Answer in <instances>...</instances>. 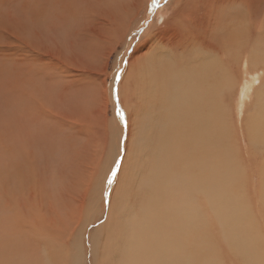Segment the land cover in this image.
Wrapping results in <instances>:
<instances>
[{
  "label": "rangeland",
  "instance_id": "1",
  "mask_svg": "<svg viewBox=\"0 0 264 264\" xmlns=\"http://www.w3.org/2000/svg\"><path fill=\"white\" fill-rule=\"evenodd\" d=\"M18 1L0 0V27L7 23V28H14V37H0V75L3 73L1 70L5 71L4 77L7 75V80L3 75L0 77V152L5 151L7 155L4 153L3 157L0 153V157L4 159L0 158V264H163L165 260L169 262L168 251L175 255L181 252L188 254L190 262H184L186 264H246V261L250 264L254 261L251 254L259 257L257 264H264V128L256 121L255 86L246 90L244 97L240 98L241 87L235 79L230 78L232 88L223 96V104L227 110L226 118L222 125L206 126L207 129L220 128V131L209 133V138L211 136L216 141L214 153L209 150L213 164H208L207 167L209 170L212 167V184H218L222 189L220 188L221 194L218 193L221 199H218L217 207L212 204L211 212H208L203 193H198L196 199H192V206L199 215L198 225L201 224L199 238L191 242L190 235L184 231L187 222V219H183L184 211L163 214L150 212L151 215L142 213L143 202L147 204V195L142 192L149 184L151 189V184L158 174V179L155 180H169V169L177 164L168 160L166 151L162 160L161 149L167 150L166 140L173 139V135L166 136L160 131L164 129L166 133L180 132L181 143L185 139L187 122L196 125L190 134L197 136L199 119L188 117L187 120L174 122L171 127L161 125L159 129V119L163 117V113H159V116V104L153 103L157 102V99L154 95L148 97L147 91L150 89L146 88L148 86H144L145 84L128 86V78L123 80L125 99L121 97L120 102L130 106L129 111H125L131 117H118L115 86L122 80L121 75L126 76L131 70L127 68L126 61L129 55L134 53V47L143 37H154L153 32L155 33L163 21L171 16V11L166 10L168 5L176 0H142L133 13L135 17L130 20L129 30L125 31V27L120 23V30L116 27L117 31L111 34L113 36L106 38L102 37V34L105 35L107 29L114 26V22L112 18L106 20V10L99 11L96 13V16L99 14L98 18L89 16L91 22L87 21L84 25L87 29L81 30L83 37H76V49L70 46L74 28L67 29V23L75 25L78 18H70L67 10L72 9L77 15L81 0H73L72 4L71 0H26L27 6L25 3L22 6ZM6 2L9 4L6 5ZM67 2L70 3L68 7ZM30 3L31 5H28ZM254 5L255 10L259 11L250 22L252 25V22L259 23L264 33V3L254 0ZM227 9V15L220 13L222 16H219L221 23L218 22L217 29L221 32L218 34V30L214 29L216 32H213L212 36L217 34V37H221L226 33L223 29L226 25L232 34L245 36V27L240 32L234 30L235 19L232 13L235 8L229 3ZM240 9L247 16L244 4ZM212 20L216 22L213 18ZM222 21L224 27L221 26ZM13 22L17 27L13 26ZM178 22L179 20H176L175 23ZM246 26H249L248 23ZM122 28L125 35L120 38ZM193 28L194 25H191L188 33H192ZM151 29H154L153 32ZM44 31L49 36L46 37ZM38 34L42 35L40 37H43V41ZM36 35L39 38L37 41ZM258 37L261 38L258 43L264 41L261 34ZM80 40L83 42L79 43ZM255 43L256 41L252 40L247 49L241 48L239 54L244 49L245 53L249 54L248 51ZM100 45L102 51L99 50ZM92 47L96 50L94 52L100 55L99 67L95 66L96 56L90 50ZM258 49L261 57L263 51ZM155 50L152 43H149L141 53L136 54L135 65L144 62ZM189 55L195 56L194 51L183 57ZM240 58L242 57H239V60ZM245 59L247 60V55L243 57L240 67V63L231 60L235 63L232 73L239 76V81L253 77L251 69H258L250 66L244 72L247 62ZM10 60L14 61L13 64H10ZM102 62H106L104 71ZM194 65L192 63V66ZM263 73L264 68H260L259 75ZM130 74H136V70ZM13 80L15 84H12ZM51 80L54 83L59 81L54 84ZM72 81L77 82L71 85L78 88L76 95L78 94L79 99H75L74 92L67 89L70 85L67 83ZM19 82L21 83L18 86ZM257 83L258 80L255 84ZM36 87H40L38 91ZM45 88L47 92H41ZM105 90L106 96L103 95ZM8 94L10 98L7 97ZM31 96H36V99ZM2 100L4 102L1 103ZM2 104L8 106L5 108ZM31 104L33 108L29 106ZM45 127L49 131L45 130ZM45 132L50 134L49 138ZM49 139L53 143L48 141ZM162 143H165V149ZM32 147H35L34 150ZM171 148H175L179 154L184 153L176 144ZM17 149L22 153L19 154ZM84 149L87 151L84 152ZM15 158H18V162ZM197 170L205 173L203 167ZM160 181H155L160 183V186L157 184L159 188L164 186ZM180 181L185 179L181 178ZM206 186L208 187L207 184ZM180 190L183 193L184 189ZM204 203L206 204L203 205ZM136 222L137 226L142 225V232L145 229L147 231L148 252L152 245L161 244L167 248L161 247L156 257L153 253L144 252V255L132 263L128 258L127 236ZM143 223H146L145 226ZM152 223L155 225L152 226ZM151 235L153 240H150ZM173 245L174 248L170 247Z\"/></svg>",
  "mask_w": 264,
  "mask_h": 264
},
{
  "label": "bare ground",
  "instance_id": "2",
  "mask_svg": "<svg viewBox=\"0 0 264 264\" xmlns=\"http://www.w3.org/2000/svg\"><path fill=\"white\" fill-rule=\"evenodd\" d=\"M3 1H5V0H3ZM7 1L9 2L11 0H7ZM15 1H18V0H15ZM72 1L73 0H71V4H72ZM214 1H216V0H176L172 4H169V5H171L170 6L171 8L168 5L166 10H169V12L171 11V16L167 17L163 21L162 25L160 26V28L155 33L153 32L154 29H151V31L153 32L152 35H154V37H143L142 40L134 47V49H133L134 53L132 52L133 54L129 55L128 60L126 61L127 68L129 67V69H131V70L128 71L129 72L128 75H126V76L121 75L122 80H119L118 84L115 86V89L117 91V102H116L117 104H116V106L119 107V110L118 111L116 110L117 111L116 116H118V117L122 115V117L125 116V118L129 119V116H130V115L128 116V114L126 112V111H129L130 106L127 103L121 104V102H120L121 97L125 99L123 80L128 78V83H129L128 86H130L132 84L137 85V83H138V85L140 83H142L143 85L145 84L144 86L147 85L148 87H146V88L150 89L149 91H147V92H149L148 97H151L152 95H154V97L157 99V102H153V103L159 104V106H157L158 107V109H157L158 114L159 113L161 114V112L163 113V117L159 119V123H160L159 129H160L161 125L171 127V125L174 122L182 121L183 119L187 120L188 117L199 119V123H198L197 129H196L197 136L195 137V136L190 134L191 130L194 129L196 127V125H193L191 122H187L186 123L185 139H184V137H182L184 140L181 143H179V133L180 132L176 131L174 133H166V131L164 129H162L160 131V133L163 132L164 134H166V136L167 135L168 136L173 135V139L168 138V140H166L167 150L161 149L162 160H164V155H165V151H166L168 160L170 162H177V164L175 167H171L169 169L170 170L169 180H167V178L161 179V181L155 180V179H158V176H159V174H158L157 177L154 179V181H153V179H152L153 182L151 181L152 182L151 189L149 188V185H150L149 184L147 186V189L142 192V193L145 192V194L147 195V198H146L147 204L144 201L143 205H142V213L144 215L150 214V212H160L163 214V213H172V212L177 213V211H184L182 213L183 219H187V222L185 224L186 227H185L184 231H187V233L190 235L191 242H194L200 236L199 225H201V224L198 225L199 215H198V212H196V209L192 206V201L196 199V195L198 193H201V194L203 193L204 198H205V202L207 203V204L204 203L203 205H205V204L208 205V208H209L208 212H211L212 204L217 207V205L219 203L218 199H221V198H219L220 197L219 194H221V190H220L221 187L218 184H215V185L212 184L213 181H210L211 175H212V167H210L211 172H210L209 168L207 167L208 164H210V165L213 164V158L210 155L211 154L210 151H212L214 153V142L216 141L211 136L209 138V133L220 131V128L216 127V128H212V129H207L206 126L222 125V121L224 120V118H226V111L227 110L225 109V106L223 104V99H224L223 96L227 91H229L232 88V83L230 81V78H232V80L235 79L238 82L239 86L241 87L240 98L244 97V95L246 94V90H250L254 86L256 87V89L254 90L255 91V98H256L255 102H256V106H257L256 121L260 123V127L264 128V125H263L264 124V73H263V75L262 74L259 75L260 68H264V50H263L264 49V41L263 42L261 41V43H258L260 41L259 40L260 37H258V35L261 34V37H262L264 33L261 31V28L258 25L259 23L252 22L253 23V25H252L250 22V20L253 21V17L257 15V12L259 10L258 11L255 10L254 0H217L216 3ZM260 1L262 3H264V0H260ZM8 2H6V5L9 4ZM18 2H20L21 5L24 6V3L27 1L26 0H19ZM29 2H30V0H29ZM44 2H46V1H44ZM140 2H142V0H81V6H80V8H78V14L77 15L74 13V11L72 9L67 10V15H69L70 18H72L74 20V17L76 16L79 19V20L77 19V22L75 20V25H71V24H73L71 22H70L71 24L67 23V29L68 28H74L72 31V35H71V37H73V39L71 40L70 46H72L73 49H76V47L78 46V43L75 42V40L77 39L76 37H83L81 35V30L87 29V27H85L84 25L87 21L91 20V17H89V16L94 17V16H96V13H98L99 11L106 10L107 15H105V16H108L106 18V20H110L112 18L113 22H114V26L111 28H108L106 31V34L105 35L102 34V37H104V38L112 37L113 35H111V34L115 31H117L116 27H118L120 30L121 24L125 27V31H128L130 20L133 19V17H135V16H133V13L136 10L137 6L140 4ZM143 2H145V1H143ZM229 3H231L233 5V7L235 8V11L232 13L233 17L235 19V22L233 23L234 30L236 29V31L240 32L245 27L247 29L246 35L242 36V35L232 34L230 32L229 26L226 25V27L223 28L226 31V33L222 32L223 34L221 33L222 34L221 37H217L216 36L217 34L215 35V37H213L212 33L216 32V30H214V29H217L219 26L218 25L219 16H222V15H225L226 13H228L227 8H228ZM243 4L247 8V12H248L247 16L245 14H243L241 9H240V7H242ZM25 5L27 6V3H25ZM28 5H31V3ZM69 5H70V3L68 4V2H67V7ZM41 10L42 9L40 8V11ZM36 13H38V11ZM220 13L222 15H220ZM211 14H212V17H211ZM97 16L94 19L98 18ZM212 18L216 21L215 22L216 24L213 22ZM226 18H227V16H226ZM16 20H15V22H16ZM44 20H46V19H44ZM125 20H128V22ZM176 20H179V22L175 23ZM12 21H14V20H12ZM39 22H40V20H39ZM33 23H35V22H33ZM220 23L221 22H219V24ZM238 23H240L239 27H238ZM247 23L250 27L246 26ZM223 24L224 23L222 21V25H221L222 27H224ZM6 25H7V23H3L2 26L0 27V37H14V35H13L14 28L9 29L6 27ZM191 25L192 26L194 25L193 31H192V33H188ZM3 26H5V27H3ZM9 26H11L10 22H9ZM13 26H15L14 22H13ZM40 26H42V25L40 24ZM15 27H17V26H15ZM33 27H34V25H33ZM39 29H41V28H39ZM123 29L124 28L121 29L122 34H121L120 38H123V36L125 35V32L123 31ZM224 30H222V31H224ZM41 31L43 32V30H41ZM220 32L218 30V34ZM32 33H34V32H32ZM253 33L255 34V37H253ZM39 34H38V36H39ZM44 34H45V31H44ZM243 34H245V33H243ZM46 35L49 36L48 34H45V36ZM34 36H35V34H34ZM38 36L35 38V40L38 38ZM40 36H42V35H40ZM67 37H70V36L67 35ZM117 37H119V36H117ZM262 38H264V36ZM85 40H87V37H85ZM252 40L256 41L254 47L250 51H248L249 54L245 53V51L247 49V45L252 43ZM6 41H7V39H6ZM8 41H9V39H8ZM42 41H43V39H42ZM80 41L81 42H79V43L83 42L82 40H80ZM99 41H100V39H99ZM4 43L6 44V42H4ZM15 43H16V41H15ZM149 43H152V45L155 47V49H156L155 52L152 53L151 56L149 58H147L144 62H141L139 65L136 66L135 65L136 54L139 52L141 53V51L143 49H145V47L148 46ZM88 44H90V46H92L91 43H88ZM8 45H10V44H8ZM101 45H103V44H101ZM101 45H100L99 50L102 51ZM143 45H144V47H142ZM2 46H4V44H2ZM23 46H25V45H23ZM31 46H33V45H31ZM242 47H245L246 49H244L241 52V54H239V51L241 50ZM258 48L262 49V51H263V55L261 57H260V54L258 53V51H259ZM14 50H16V49H14ZM90 50L96 56V59H94L95 60V66L99 67L100 66V60H99L100 55L95 53L96 50H93V47ZM193 51L195 53V56L190 57V55H189L188 57H183L184 55H186L189 52L192 54ZM71 53H73V51ZM14 55H16V54L14 53ZM245 55H247V60L245 59L247 62H245L246 64L244 66V72H246V70L250 66H253L254 68L256 67L258 69L257 70L251 69L253 77H251V78L248 77V80L244 79L243 81H239V78H238L239 76L237 74L232 73V71H234V68H235V63H234V61L232 62L231 60H235L237 63H240V65H239V67H240L242 65L241 63L243 62V57ZM75 56H76V54H75ZM60 57L62 58V56H60ZM239 57H242V58H240V60H239ZM19 58L21 59V57H19ZM231 58H234V59H231ZM22 61H24V60H22ZM0 62H1V60H0ZM12 62H14V61L12 60L10 62V64ZM28 62H29V60H28ZM60 62L62 63L63 60ZM192 63H194L195 65L192 66ZM25 64H28V63H25ZM29 64H32V63H29ZM102 64H103V71H104V66L106 65V62H104V63L102 62ZM10 67H12V65H10ZM14 67H16V66H14ZM62 67H64V66H62ZM16 69H18V67ZM16 69H14V71H16ZM53 69H54V67H53ZM53 69H52V71H53ZM135 70H136V74L131 75L130 73L135 71ZM1 71L3 72L0 75V77L2 78V75L5 73V71H3V70H1ZM50 73H52V72H50ZM242 73H243V70H242ZM7 74H8V71H7ZM12 74H13V72H12ZM17 74H18V72H17ZM53 75H54V73H53ZM43 76H45V74H43ZM46 76H47V74H46ZM60 76H62V75H60ZM261 76H262V79H260ZM3 77H4V75H3ZM18 77H20V76H18ZM51 77H53V76H51ZM54 77H56V75ZM36 79H37V77H36ZM42 80H40V81H42ZM257 80H258V83L255 84V82ZM51 81L53 82V80H51ZM54 81H56V80H54ZM58 81L59 80H57L56 82H58ZM24 82H23V84H24ZM56 82L55 83L53 82V83L56 84ZM73 82H75L77 84L76 81H72L70 83L68 82L67 84H70V85L67 86V89H71L74 92L75 99H79L80 97L78 96V94L76 95V93H78V88L74 85H71ZM4 83H6V81H4ZM20 83L21 82H19L18 86L20 85ZM33 83H35V82H33ZM38 83H39V80H38ZM41 83H39V84H41ZM12 84H15L14 80H13ZM23 84H21V85H23ZM28 86H25V87H28ZM62 86H64V85H62ZM16 87H14V88L15 89L19 88V87H17V88ZM33 87L35 88V86H33ZM40 87H42V86H40ZM39 88L36 87L37 91L39 90ZM47 88H49V87H47ZM52 88H54V87H52ZM61 88H63V87H61ZM53 90H50V91L53 92ZM120 90H121V92H120ZM41 92L46 93L47 92L46 88L44 91H41ZM238 92H239V90H238ZM238 92L236 91V93H238ZM58 93H60V92L58 91ZM30 94H32V93H30ZM34 94L36 95V93H34ZM105 94H106V90L104 91L103 95H105ZM12 95L13 94H11V97H12ZM26 95H27V92H26ZM21 96H23V95L21 94ZM76 96H78V98H76ZM7 97L10 98L9 94ZM35 97H32V98L36 99ZM91 97H92V95H91ZM12 98H14V97H12ZM5 99H6V97H5ZM23 99H26V98H23ZM27 99H28V97H27ZM9 100H11V99H9ZM2 102H4V101L2 100L1 103ZM42 103H45V102H42ZM4 104H2V105H4ZM10 104H12V103H10ZM45 104L47 105L48 102ZM7 106L8 105H6L5 108ZM10 106L13 107L15 105H10ZM23 106H22V108L24 109ZM29 106H31L33 108L32 104ZM3 108H2V110H3ZM9 109H10V107H9ZM32 110L34 111V109H32ZM15 111H13V113H15ZM17 111H18V109H17ZM13 113H12V115H13ZM27 114H29V113H27ZM160 114H159V116H160ZM12 115H10V116L12 117ZM96 115H97V113H96ZM16 117H18L17 114H16ZM37 117H39V116H37ZM93 117H95V115ZM10 119H12V118H10ZM95 119H96V117H95ZM131 119H133V117ZM21 120H23V119H21ZM156 122L158 123V120H156ZM34 124H33V127L35 129ZM29 127L30 126H28V128ZM41 130H44V129L41 128ZM45 130L49 131V129H47L46 127H45ZM45 135L48 137V135H50V134H48V132H47ZM31 136L32 135H30V137ZM10 137H11V135H10ZM18 138H20V137H18ZM4 139H6V138H4ZM27 141H29V140H27ZM27 141H26V143H27ZM33 141H35V140H33ZM48 141L52 142L50 139ZM173 142L176 145H178V148L180 150L184 151V153L179 154L175 150V148H171V146H175V144ZM22 144H24V143H22ZM28 144H29V142H28ZM136 144H137V142H136ZM162 146L165 149V143H162ZM80 147H82V146H80ZM34 148H33V150H34ZM15 150H14V152H16ZM81 150L82 149H80V151ZM2 151H4V150H2ZM17 151H18V153L20 152L18 149H17ZM85 151H87V150L84 149V152ZM128 151L130 152V150H128ZM189 151H190V153H189ZM0 153H2V152H0ZM4 153L6 155L5 151H4ZM4 153H2V156ZM18 153H16L17 154L16 156L21 154L22 151L19 154ZM14 156H15V154H14ZM19 158H20V155H19ZM16 159L18 160V158H15L14 160H16ZM2 160H4V159H2ZM17 160H16V162H18ZM8 162H10V160ZM14 163H15V161H14ZM8 164H10V163H8ZM150 164H152V163L150 162ZM12 165H10V166H12ZM159 165H157V168H159ZM12 167H11V169H12ZM200 167H203L205 169V173L201 172V171L198 172L197 169H199ZM8 168H9V166H7V169ZM148 170H147V172H148ZM169 170H166V171H169ZM166 171H164V172H166ZM197 174L199 175V178H197ZM151 175H150V177H151ZM153 177H155L154 174H153ZM181 178H182V180L185 179L186 182L180 181ZM173 179H177L178 181H170ZM206 180L208 182H206ZM155 181H160L162 184H164V186H161L159 188L157 186V184L160 186V183L155 182ZM206 184L208 185V187L206 186ZM180 188L184 189L183 193H182V190H180ZM184 199H187L188 201H185ZM213 214H215V213H213ZM137 222H139V221H137ZM137 222L135 223V225L133 227H131L132 230H130V231H132L131 232L132 235L130 233V235L128 234L129 236H127V238H128L127 241L129 242V244H127L128 245L127 248L129 249L128 258H130L132 260V263L135 262L136 259L139 258L144 252L148 253V254L153 253V255L156 257V255L159 254L158 252H160L159 249H161V247L167 248L161 244H158L157 246L156 245H152V246L150 245L151 250L148 252V246H147L148 238L146 235L147 231H145L146 230L145 229L142 232V229H143L142 225L137 226ZM145 224L146 223H143L144 226H145ZM154 225H155V223L152 226H154ZM156 225H159V224H156ZM140 227H141V229H140ZM153 238L154 237L151 235L150 240H153ZM170 247L174 248V245L170 246ZM156 248H158V250ZM195 249H196V247H195ZM242 249H244L243 246H242ZM93 252H95L94 248H93ZM168 253H169V257H168L169 262H167V260H165V261H163V264H165V263H167V264H182L184 262H188V263L190 262L188 254H184L183 252H181L180 254L175 255L174 253H171L169 251H168ZM249 254H251V253H249ZM251 255L254 256L253 257L254 261L252 260V262L251 261L250 262L253 264H257L256 262H259V257L256 255H253V254H251ZM158 256H160V255H158ZM162 256H163V254H162ZM165 259H166V256H165ZM245 259H247V258H245ZM104 262H107V261L104 260ZM246 262L248 263V261H246ZM103 264H106V263H103ZM184 264H186V263H184Z\"/></svg>",
  "mask_w": 264,
  "mask_h": 264
}]
</instances>
